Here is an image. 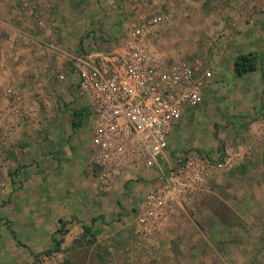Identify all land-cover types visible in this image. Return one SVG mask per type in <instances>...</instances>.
<instances>
[{
  "label": "rangeland",
  "instance_id": "1",
  "mask_svg": "<svg viewBox=\"0 0 264 264\" xmlns=\"http://www.w3.org/2000/svg\"><path fill=\"white\" fill-rule=\"evenodd\" d=\"M80 1L77 39L81 37V41L75 47L61 39V22L50 21L57 11L56 0H0V234L10 237L9 243H0V264H264V0ZM66 3L67 8L80 7L79 0ZM116 11L123 15L120 20ZM6 12L9 15L5 17ZM150 13L168 17L146 37L155 54L166 63L200 58L212 69L202 103L183 115L184 131L175 141L178 147L212 156V193L176 211L166 226L152 235L143 234L137 223L143 200L130 215L126 212L118 219L110 215L99 219L92 225L95 237L85 235L78 220H69L61 250L51 254V237L41 233L46 224L30 227L33 220L25 212L20 218L9 216L14 215L10 208L16 201L14 194L23 188L29 193V188L39 185L27 178L32 164L29 152L44 145L45 135L59 142L73 129L63 127L59 136L50 130L59 124L60 111L62 118L67 116L73 124L81 121V131H88V117L81 118L84 98L76 88L78 75L69 63L57 59L47 44L54 38L67 49H76L89 35L101 39L106 33L112 44L120 45L131 28ZM16 31L30 39L27 52L16 54L4 47L6 40L15 43ZM248 52L258 54L259 66L238 76L234 61L240 53ZM19 63H23L25 74L10 68ZM35 69L45 81L40 93L32 85ZM49 76L48 82L45 78ZM9 88L25 91L24 105L31 110L28 122L8 112L13 103ZM53 109L56 112L52 113ZM17 125L24 126L19 133ZM14 153H21L22 158L14 159ZM45 178L44 174L43 183ZM20 199L21 204L29 203L26 196ZM47 222L50 224L49 219ZM31 231L37 232L33 237L36 245ZM43 255H49L48 259Z\"/></svg>",
  "mask_w": 264,
  "mask_h": 264
},
{
  "label": "built area",
  "instance_id": "2",
  "mask_svg": "<svg viewBox=\"0 0 264 264\" xmlns=\"http://www.w3.org/2000/svg\"><path fill=\"white\" fill-rule=\"evenodd\" d=\"M166 19L150 13L120 45L112 44L106 33L101 39L89 35L76 49L69 50L54 38L47 44L57 59L75 69L77 91L93 111V160L100 191L109 189L129 167L145 165L159 171L158 184L138 212L137 223L145 235L158 233L176 211L211 193L215 169L210 154L171 156L168 151L172 124L186 106L202 102V90L213 74L200 58L166 63L149 48L147 35ZM32 81L35 91H44L37 69ZM7 93L13 100L8 112L28 122L31 110L24 105L25 91L9 88Z\"/></svg>",
  "mask_w": 264,
  "mask_h": 264
},
{
  "label": "crops",
  "instance_id": "3",
  "mask_svg": "<svg viewBox=\"0 0 264 264\" xmlns=\"http://www.w3.org/2000/svg\"><path fill=\"white\" fill-rule=\"evenodd\" d=\"M56 4L57 11L52 15V19L50 18L51 16L49 17L50 21L52 20L51 23L53 24L60 21L61 23L59 24L61 25V29L59 27L58 33L61 39L65 44L72 43L77 47L79 44L78 42L81 41V37L77 39V36H80L77 34V29L81 27V1L79 0L80 7H78V5L77 7L71 5L70 8H67L66 0H56ZM71 8L73 9L72 11ZM116 13V16H119L118 20H120L123 15L117 11ZM4 14L5 17L9 15L7 12ZM18 18L20 19V17ZM33 30L34 29L30 32H33ZM22 31L26 32L27 30L24 28ZM9 36L10 35H7L5 38L8 39ZM72 36L75 37V40L69 39V37ZM14 37L16 39L15 43L9 42V40H6L8 43H4L6 50L10 51L11 49L14 51L13 53L16 52V54H19L21 50L23 53L24 51L27 52L26 50H28L27 47L29 46L26 43L30 42V39L27 38L26 35H22L19 31H16ZM10 68H14V70L19 69L18 73L22 72V74H25L23 63L17 65L12 64ZM46 79H48L49 82L51 78L49 76L45 78V80ZM13 80L15 81V78H13ZM206 85L202 92H204ZM81 100L84 103V107H81V118L84 115L88 117L87 133L85 134L81 131V121L73 124L67 116L63 117L64 120L62 118V112L60 111V118H57V120L61 125H54L50 130H53V133L55 132V135L59 136L60 130L63 127L65 129L73 127V129L70 128V131L67 132L66 140L61 139L59 142H52V137L45 135L44 138L46 142H42L44 145H40V147L38 146L36 149L29 152V154H31L29 156L32 164L30 166L31 171H28L29 176H27V178L31 179L33 182H37L39 185L29 188V193H26V188L19 189L21 191L15 193L18 196L14 194V196H16V201L13 200L14 205L10 206L14 215L9 216L13 218H20V214L23 212L28 213V218L33 220L29 221L30 227H38L39 225L43 227L46 224L47 229L42 230L41 233L46 234L47 237L50 236L52 244L56 230L60 226V219H64L67 222L75 219V221L78 220L81 225H93L94 223L97 224L99 219L107 217L108 215L115 219L121 217L120 213L127 212L129 213L128 215H130L132 211L137 209L136 206L138 203H140L141 200L144 201L146 195L159 181V171L157 169L145 165H137L126 169L113 183L109 191L104 193L100 192L97 182V168L94 166L95 163L93 160L94 115L87 99ZM28 102L27 99L26 105L30 106ZM36 106L38 107V105ZM190 109L194 108L186 106L181 118L175 121L170 128L168 151L171 156L195 152V150L185 149V146L178 147V145H175L176 138L180 137L184 131L183 126L185 121H183V115ZM55 110L56 109H53L52 113L56 112ZM23 127L24 126L20 125L16 126L18 133L19 129ZM20 154L21 153H18L17 155L14 153V159L22 158ZM44 174L46 176L45 183L41 181ZM214 178L215 175L213 174L211 185H213L212 182ZM211 193L205 194V196ZM25 196L29 203L25 202L21 204L22 200H19V197L22 198ZM205 196L198 198L195 203L204 199L203 197ZM20 206L25 207V209H21ZM7 219L9 218H6V220ZM48 219L50 220V224L47 222ZM38 222H40V224L37 226ZM30 234L32 237V244L36 245L37 243L33 237L37 235V232L31 231ZM9 240L10 237L7 234H0L1 245L9 243ZM36 250L37 247L32 249L34 255L37 253Z\"/></svg>",
  "mask_w": 264,
  "mask_h": 264
},
{
  "label": "trees",
  "instance_id": "4",
  "mask_svg": "<svg viewBox=\"0 0 264 264\" xmlns=\"http://www.w3.org/2000/svg\"><path fill=\"white\" fill-rule=\"evenodd\" d=\"M259 63V56L256 52L240 53L234 61L235 73L238 76H243L249 72H253L257 70ZM74 113L79 114L80 112L74 111ZM74 124L76 123L74 122ZM66 224V220L60 219V226L56 230V235L53 238V249L49 252L61 250L62 244L64 242V236L67 232ZM82 227L84 229L85 235L90 234L93 237L96 236V232H93L92 225L83 224ZM57 234H60V237H57Z\"/></svg>",
  "mask_w": 264,
  "mask_h": 264
}]
</instances>
